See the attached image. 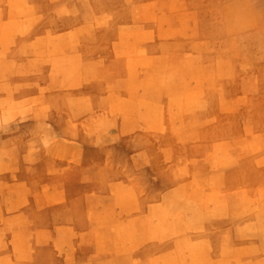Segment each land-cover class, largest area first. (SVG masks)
<instances>
[{
  "label": "rangeland",
  "instance_id": "374dc122",
  "mask_svg": "<svg viewBox=\"0 0 264 264\" xmlns=\"http://www.w3.org/2000/svg\"><path fill=\"white\" fill-rule=\"evenodd\" d=\"M102 1V26L120 32L96 80L66 98L0 84V205L32 197L7 157L50 156L97 251L116 240L133 264H264V0Z\"/></svg>",
  "mask_w": 264,
  "mask_h": 264
},
{
  "label": "crops",
  "instance_id": "0c3cea01",
  "mask_svg": "<svg viewBox=\"0 0 264 264\" xmlns=\"http://www.w3.org/2000/svg\"><path fill=\"white\" fill-rule=\"evenodd\" d=\"M4 1L7 3L3 5ZM21 2L27 4L22 5V9ZM21 2L0 0V69L8 75L0 73V84H28V90L32 91L33 87L37 91L54 88L66 98L72 93L68 90L70 86L100 76L99 68L106 64L96 53L105 43H116L120 32L117 28L102 26V21L109 16L99 8L102 0ZM72 9L77 14L74 10L69 12ZM34 111L47 117L51 110L36 108ZM37 123L38 127H47L42 120L38 119ZM41 142L42 138L38 143ZM34 158L24 154L12 156L10 160L6 158L8 169L11 167L17 173V179L29 186L32 197L30 203L17 212L8 213L6 206L0 205V264H133V254H122L121 243L116 240L112 243V252L97 251V239L92 238L91 242L89 232L85 230L89 224L85 213L87 206H81L79 217L70 216L74 199L71 187L61 188L70 197L68 203L48 202L62 191L54 185L58 179L64 178L58 174L65 163L50 156Z\"/></svg>",
  "mask_w": 264,
  "mask_h": 264
},
{
  "label": "bare ground",
  "instance_id": "6f19581e",
  "mask_svg": "<svg viewBox=\"0 0 264 264\" xmlns=\"http://www.w3.org/2000/svg\"><path fill=\"white\" fill-rule=\"evenodd\" d=\"M9 1H10V0H9ZM15 1H16V0H15ZM23 1H24V0H23ZM11 2H12V1H11ZM20 2H21V0H20ZM58 2H59V1H58ZM61 2H62V0H61ZM61 2H60V3H61ZM63 2H64V1H63ZM71 2H72V1H71ZM181 2H182V1H181ZM4 3H5V1L3 2V5H4ZM6 3H7V2H6ZM6 3H5V4H6ZM8 3H9V2H8ZM175 3H176V2H175ZM175 3H174V4H175ZM18 5H19V3H18ZM22 5H23V3L21 2V9L24 7L25 4L23 5V7H22ZM26 5H27V4H26ZM26 5H25V6H26ZM48 5H49V4H48ZM54 5H55V4H54ZM56 5H57V3H56ZM58 5H59V4H58ZM61 5H62V4H61ZM63 5H64V4H63ZM172 5H173V4H172ZM1 6H2V5H1ZM19 6H20V5H19ZM31 6H32V5H31ZM52 6H53V5H52ZM52 6H51V8H52ZM176 6H177V5H175V7H176ZM27 7H28V6H27ZM32 7H33V6H32ZM53 7H54V6H53ZM51 8H50V9H51ZM64 8H65V7H64ZM3 9H4V8H3ZM5 9H6V8H5ZM25 9H27V8H25ZM29 9H30V8H29ZM54 9H55V8H54ZM32 10H33V9H32ZM32 10H31V11H32ZM56 10H57V9H56ZM67 10H68V9H67ZM73 10H74V9H72L71 11L69 10V12H72ZM20 11H21V10H20ZM74 11H75V10H74ZM5 12H6V11H5ZM5 12H4V13H5ZM13 12H14V11H13ZM16 12H17V11H16ZM24 12H26V11H24ZM27 12H28V9H27ZM41 12H42V11H41ZM14 13H15V12H14ZM21 13H22V12H21ZM60 13H61V12H60ZM73 13H74V12H73ZM34 14H35V13H34ZM41 14H42V13H41ZM52 14H53V13H52ZM71 14H72V13H71ZM75 14H77L76 11H75ZM64 15H65V14H64ZM69 15H70V14H69ZM18 16H19V15H18ZM24 16H25V15H24ZM75 16H76V15H75ZM62 17H63V15H62ZM84 17H85V15H84ZM153 17H154V16H153ZM27 18H28V17H27ZM34 18H35V17H34ZM63 18H64V17H63ZM92 18H93V17H92ZM23 19H25V17H24ZM9 20H10V19H9ZM170 21H171V20H170ZM173 21H174V20H173ZM16 22H17V21H16ZM58 22H59V21H58ZM19 23H20V22H19ZM23 23H24V22H23ZM174 23H175V22H174ZM1 24H2V23H1ZM24 24H25V23H24ZM116 24H117V23H116ZM114 25H115V24H114ZM168 25L172 26V25L169 24V23H168ZM168 25H167V26H168ZM85 26H86V25H85ZM122 26H123V25H122ZM30 27H31V25H30ZM32 27H33V26H32ZM124 27H125V26H124ZM168 27H169V26H168ZM79 28H80V27H79ZM79 28H77V29H79ZM8 29H9V28H8ZM75 29H76V27H75ZM85 29H86V28H85ZM112 29L114 30V28H112ZM171 29H173V28H171ZM80 30H81V29H80ZM119 30H120V29H119ZM121 30H122V29H121ZM123 30H125V29H123ZM167 30H168V29H167ZM28 31L30 32V30H28ZM111 31H112V30H111ZM117 31H118V30H117ZM43 32H44V31H43ZM71 32H72V31H71ZM75 32H76V31H75ZM134 32H136V31H134ZM138 32H139V31H138ZM7 33H8V32H7ZM9 33H10V32H9ZM9 33H8V34H9ZM168 33H169V32H168ZM5 34H6V32H5ZM114 34H115V33H114ZM144 34H145V33H144ZM247 34H248V33H247ZM26 35H27V34H26ZM116 35H117V33H116ZM244 35H245V34H244ZM6 36H9V35L6 34ZM27 36H28V35H27ZM110 36H111V35H110ZM246 36H248V35H246ZM128 37H129V36H128ZM3 38H5V40H7L6 37L3 36ZM29 38H30V37H29ZM9 39H10V37H9ZM2 40H3V39H2ZM22 40H23V39H22ZM30 40H31V39H30ZM39 40H40V39H39ZM121 40H122V39H121ZM0 41H1V40H0ZM32 41H34V40L32 39ZM122 41H123V40H122ZM128 41H129V39H128ZM7 42H8V41H7ZM28 42H29V41H28ZM30 42H31V41H30ZM39 42H40V41H39ZM4 43H6V42L4 41ZM31 43H32V42H31ZM34 43H35V42H34ZM26 44H27V42H26ZM32 44H33V43H32ZM32 44H31V45H32ZM27 45H28V44H27ZM22 46H23V45H22ZM37 46H40V45H37ZM23 47H24V46H23ZM31 47H32V46H31ZM37 48H38V47H37ZM119 49H120V48H119ZM119 49H118V51H119ZM22 50H23V49H22ZM120 50H121V49H120ZM245 51H246V50H245ZM247 51H248V50H247ZM247 51H246V52H247ZM120 52H121V51H120ZM238 53H239V52H238ZM153 54H155V53H153ZM229 55H230V54H229ZM229 55H227V57H228ZM1 56H2V55H1ZM1 56H0V57H1ZM133 56H135V55H133ZM223 56H224V55H223ZM237 56H238V55H237ZM243 56H244V55H243ZM247 56H248V55H247ZM13 58H15V57H13ZM135 58H136V57H135ZM223 58H224V57H223ZM127 59H128V57H127ZM130 59H132V58H130ZM130 59H128V60H130ZM221 59H222V58H221ZM221 59H220V60H221ZM230 59H231V58H230ZM235 59H236V58H235ZM245 59H246V58H245ZM247 59H248V58H247ZM128 60H127V61H128ZM206 60H207V59H206ZM248 60H249V59H248ZM131 61H132V60H131ZM149 61H150V60H149ZM206 63H207V62H206ZM236 63H237V62H236ZM215 65H216V63H215ZM216 67H217V66H216ZM261 72H262V71H261ZM210 73H211V72H210ZM229 78H230V77H229ZM231 79H232V78H231ZM198 80H199V79H198ZM229 81H230V80H229ZM222 82H224V81H222ZM226 82H228V81H226ZM220 83H221V82H220ZM230 83H231V82H230ZM226 84H227V83H226ZM220 85H221V84H220ZM222 85H224V84H222ZM229 85H230V84H229ZM224 86H225V85H224ZM8 87H9V86H8ZM216 87H217V86H216ZM0 89H1V88H0ZM6 89H7V87H6ZM225 89H226V88H225ZM225 89H223V90H225ZM231 89H232V88H231ZM1 91H2V90H1ZM5 91H6V90H5ZM225 91H226V90H225ZM225 91H224V92H225ZM0 94H1V93H0ZM3 94H4V91H3ZM228 94H229V92H228ZM223 95H224V94H223ZM4 96H5V94H4ZM225 96H226V95H225ZM5 97H6V96H5ZM197 105H198V103H197ZM199 105H200V104H199ZM214 108H215V107H214ZM198 109H199V108H198ZM209 113H210V112H209ZM210 114H211V113H210ZM247 202H248V200H247ZM236 203H237V202H236ZM244 203H245V201H243V205H245ZM232 204H234V203H232ZM249 204H250V203H248V204H246V205L249 206ZM229 205H230V204H229ZM235 205H236V204H235ZM235 205H234V206H235ZM251 205H252V204H251ZM231 206H232V205H231ZM228 207H229V206H228ZM232 207H233V206H232ZM250 207H252V206H249V208H250ZM235 208H236V206H235ZM235 208H233V209H235ZM222 209H224V208H222ZM245 209L248 210V208H246V206H245ZM251 209H252V208H251ZM256 209H257V208H256ZM253 210H254V209H253ZM222 211H223V210H222ZM231 211H233V210H231ZM234 211H235V210H234ZM251 211H252V210H251ZM213 212H214V211H213ZM236 212L238 213V211H236ZM247 212H248V211H247ZM257 212H258V211H257ZM257 212H256V213H257ZM224 213H225V212H224ZM214 214H215V213H214ZM216 214H218V213H216ZM220 214H221V215H220ZM220 214H219V216L222 217V216H223L222 213H220ZM232 214H233V213H232ZM251 214L253 215V213H251ZM251 214H250V215H251ZM229 215H230V214H229ZM235 215H236V214H235ZM250 215H249V216H250ZM215 216H217V215H215ZM224 217H225V216H224ZM240 217H242V216H240ZM236 218H237V217H236ZM245 218H246V217H244V219H245ZM225 219H226V218H225ZM228 219H229V218H228ZM228 219H226V220L229 222L230 219H229V220H228ZM246 219H247V218H246ZM234 220H235V219H234ZM241 220H242V219H241ZM220 221H221V220H220ZM230 221H231V220H230ZM245 221H246V220H245ZM222 222H223V221H222ZM222 222H221V223H222ZM242 222H243V221H242ZM172 264H173V263H172Z\"/></svg>",
  "mask_w": 264,
  "mask_h": 264
}]
</instances>
